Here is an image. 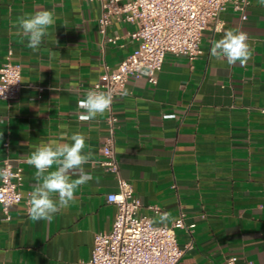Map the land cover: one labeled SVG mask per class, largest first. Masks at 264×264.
<instances>
[{
    "label": "crops",
    "instance_id": "0c3cea01",
    "mask_svg": "<svg viewBox=\"0 0 264 264\" xmlns=\"http://www.w3.org/2000/svg\"><path fill=\"white\" fill-rule=\"evenodd\" d=\"M39 10L58 19L33 53L13 25ZM247 13L242 19L229 2L219 15L222 27L203 31L198 58L168 53L157 83L145 74L130 78L128 95L83 121L78 101L102 81L106 65L114 68L137 47L136 24L114 21L106 35L117 40L110 42L99 31L98 0H0V66L9 56L22 74L17 97L0 99V180L4 161L12 160L23 169L24 194L9 217L0 204V264H89L95 234L112 229L117 210L107 195L119 190V180L99 163L111 113L118 119L120 173L140 197L141 212L155 225L184 220L176 229L184 249L176 264H223L231 255L238 264H264V6L251 0ZM228 30L247 34L246 65L211 56ZM50 49L58 52L51 60ZM60 124L86 136L92 157L83 167L91 178L50 221H32L26 197L37 181L26 157L58 139ZM165 214L169 219L161 222Z\"/></svg>",
    "mask_w": 264,
    "mask_h": 264
},
{
    "label": "built area",
    "instance_id": "2783aa9c",
    "mask_svg": "<svg viewBox=\"0 0 264 264\" xmlns=\"http://www.w3.org/2000/svg\"><path fill=\"white\" fill-rule=\"evenodd\" d=\"M102 7L99 31L106 40L116 42L117 36L107 37V28L114 21H131L136 29L131 37L137 47L114 68L105 66L102 81L91 89L111 93L113 100L124 93L130 78L146 75L149 82L157 83L168 53L182 55L193 62L202 54L203 31L210 25L220 29V13L229 2L248 17L251 0H98ZM21 67L8 56L0 66V99L12 100L21 88ZM112 108V105H111ZM264 114V108L261 109ZM117 117H108L110 134L103 145L100 165L119 180V190L108 193L107 201L117 206L110 231L95 234L89 264H176L184 253L179 245L176 229L185 227L183 218L171 225H155L151 218L141 212L142 201L131 183L120 173L115 151L114 126ZM23 169L6 159L1 168L0 204L9 217L11 205L24 199L21 191ZM28 195L26 202L29 203ZM159 211L158 206H150ZM191 228L194 224L189 225ZM223 264H238V257L231 255ZM247 264H257L248 261Z\"/></svg>",
    "mask_w": 264,
    "mask_h": 264
},
{
    "label": "clouds",
    "instance_id": "9594fccd",
    "mask_svg": "<svg viewBox=\"0 0 264 264\" xmlns=\"http://www.w3.org/2000/svg\"><path fill=\"white\" fill-rule=\"evenodd\" d=\"M258 3L264 6V0H258ZM57 19L56 13L51 10L25 12L17 17L13 26L18 36L27 38V47L37 53L44 39L53 35L49 30ZM57 53L50 49L49 59H54ZM210 54L226 60L229 66L237 62L246 65L252 57L247 34L232 30L225 31L222 38L214 41ZM122 95H128V92ZM112 104L111 93L90 89L78 101V107L85 110L80 119L92 120L108 111ZM58 127V139L41 142L26 157L27 163L35 169L37 181L29 200V218L32 221H50L54 214L75 202L77 190L91 178L83 167L92 157V152L86 151V136L80 132H71L66 124ZM168 219L167 214L160 217L161 222Z\"/></svg>",
    "mask_w": 264,
    "mask_h": 264
}]
</instances>
